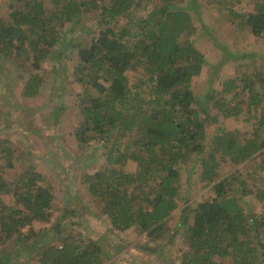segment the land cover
Returning <instances> with one entry per match:
<instances>
[{
	"label": "trees",
	"instance_id": "16d2710c",
	"mask_svg": "<svg viewBox=\"0 0 264 264\" xmlns=\"http://www.w3.org/2000/svg\"><path fill=\"white\" fill-rule=\"evenodd\" d=\"M96 1L94 5L86 0L56 3L66 8L58 16L48 15L40 0H14L20 8L10 5L11 12L0 21L1 62H7L12 53L31 51L26 72L31 66L39 69L49 57L59 62L74 55L75 73L85 86V92L76 97L82 116L75 120L72 132L81 146L92 139L105 144L115 131L122 130L121 137H126L136 130L131 152L113 144L105 154V169L83 175L78 188L86 190L85 196L114 230L132 229L153 237L178 208L181 171L192 158L199 168L198 178L211 186L213 195L183 210L175 224L176 234L170 236H180L186 246L179 264H222L218 259L258 264L260 257L264 262V181L256 191L262 213L248 214L236 200L237 195L253 193L244 177L239 171L223 179L216 173V155L222 153L234 164L257 154L254 160H260L264 170V63L259 68L252 65L229 84L224 82L221 90L212 86L204 96L197 95L191 83L206 62L191 40L193 16L179 0ZM251 1V12L236 14L235 0H215L218 25L229 22L248 31L254 40L264 39V0ZM144 10L147 14L142 16ZM92 15L103 32L84 25ZM119 20L123 23L117 28ZM77 30L86 40L74 41ZM127 71L138 73V82L131 87ZM29 75L18 74L27 99L35 97L42 84L37 75ZM237 82L251 109L246 120L252 129L250 137L216 135L207 141L208 124L241 112L244 102H236L237 93L226 108V87ZM124 110L130 115H123ZM14 153L0 145V190L14 197L13 206L0 207V264H25L20 262V252L30 257L36 253L38 264L106 262L109 257L103 246L83 231L71 233L67 224L62 225L66 218L72 220L70 227L81 225L74 220V210L64 209L51 221L55 198L52 188L43 183L44 172H37L33 163L17 173ZM128 161L135 164L134 171H124ZM8 171L14 172L5 179L3 173ZM46 223L50 227H36Z\"/></svg>",
	"mask_w": 264,
	"mask_h": 264
},
{
	"label": "rangeland",
	"instance_id": "374dc122",
	"mask_svg": "<svg viewBox=\"0 0 264 264\" xmlns=\"http://www.w3.org/2000/svg\"><path fill=\"white\" fill-rule=\"evenodd\" d=\"M40 1L48 15L55 13L61 16V12L66 11V8L57 5L61 2L64 3L65 0ZM86 1L92 5L97 3L96 0ZM179 1L180 5L186 7L193 16L195 32L191 36V40L203 54L206 62V65L201 69L200 76L192 80L191 88L195 94L204 96L212 86L216 90H221L224 82L229 84V81L240 78V74L247 72L252 65L258 66V68L263 66L264 39L254 40L248 31L235 25L232 26L229 22L223 23L221 26L218 25V12L214 10L215 5H213L215 0ZM10 5L17 9L21 4L14 0H0V21L6 19L11 12ZM152 6L148 5V9L150 10ZM251 9V0H235L233 13L247 14L252 11ZM196 13H199L198 17L194 15ZM146 14L147 10L141 13L142 16ZM93 15L90 20L84 22V25L95 33L103 32ZM63 19L61 18V20ZM72 23L75 24V21ZM122 23L119 20L117 28ZM136 24L132 28L136 29ZM67 35L69 34L67 33ZM90 36L95 35L91 33ZM73 37H75V42L86 40L79 30ZM70 38L72 37L69 35L68 39ZM30 56H32V52L25 51L16 55L12 53L7 58V62H1L0 59V145L15 151L16 154L14 153L13 157L15 171L20 173L24 168L34 163L37 172H44L43 183L52 188L55 198L51 221H55L58 216H61L64 209L74 210L77 213L74 220L82 226L70 227L69 223L72 220L69 218H66V222H63L62 225L67 224L68 232L71 233L83 231L87 237L103 246L109 257L103 264H179V257L182 251L186 250V246L180 236L178 238L170 236L176 234L174 233L175 224L183 210L187 207L192 209L198 202H203L213 195L211 186L203 185L198 178L199 168L194 165L193 159L190 158L187 166H184L181 171L182 190L178 208L169 217L170 219L168 218L169 222L163 231L153 237H148L132 229L124 233L114 230L109 220L99 210H95L93 204L85 196L86 190L79 189L78 185L83 175H93L105 169V154L110 151L113 144L119 145L118 148L124 152L129 150L130 153L136 130L130 131L126 137H121L122 130L115 131L113 136L109 137V142L105 144L97 139H92L86 147L81 146L72 132L75 120L82 116L80 108H77L79 102L76 97L85 92V86L79 83L75 73L74 55L72 54L69 59L59 62L49 57L39 69L35 70L31 66L25 72L26 66L29 65L27 59H30ZM18 74L23 78L29 77V74H35L42 81L35 97L27 99L22 96L23 83ZM136 74L138 73L127 71L129 87L138 82ZM239 83L226 87V108L233 102L231 97L235 99L233 95L237 93L236 102H244L240 105L241 112L237 114L238 116H230L225 119L220 117L218 123L208 124L206 126L207 141L216 135L227 138L236 134L241 139L245 138L244 136L250 137L252 129L246 120L247 112H250L251 109L246 107L247 100L240 93ZM57 108H60L59 111ZM122 113L130 115L127 110ZM260 114L261 111L257 112L256 116L259 117ZM250 122L253 123L254 120L252 119ZM125 146L129 149L127 150ZM256 155L253 156V159L238 164H234L224 153L216 155L218 164L216 173L223 179L231 173L239 171L246 180L247 187L253 193L242 197L237 195L236 200L248 214L259 215L262 213V208L261 203L256 199V191L261 188V182L264 181V170L259 167L260 160H254ZM134 169V163L126 162L124 171L131 172ZM13 172L3 173V177L6 179ZM13 205V194L11 192L5 194L0 190V207L7 208ZM189 211L187 210L186 213ZM50 224L36 225V227H50ZM244 240L246 241V238ZM248 240L252 242V238ZM262 245L264 246V243ZM35 255L36 253H33L30 257V254L27 256V253L20 252V262L38 264L37 255ZM256 261L258 264H264L261 257ZM218 262L230 264L226 259H218Z\"/></svg>",
	"mask_w": 264,
	"mask_h": 264
}]
</instances>
